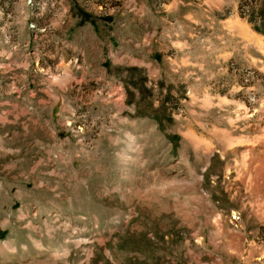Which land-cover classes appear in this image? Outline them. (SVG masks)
<instances>
[{
    "label": "rangeland",
    "instance_id": "374dc122",
    "mask_svg": "<svg viewBox=\"0 0 264 264\" xmlns=\"http://www.w3.org/2000/svg\"><path fill=\"white\" fill-rule=\"evenodd\" d=\"M0 264H264V0H0Z\"/></svg>",
    "mask_w": 264,
    "mask_h": 264
},
{
    "label": "trees",
    "instance_id": "16d2710c",
    "mask_svg": "<svg viewBox=\"0 0 264 264\" xmlns=\"http://www.w3.org/2000/svg\"><path fill=\"white\" fill-rule=\"evenodd\" d=\"M2 235H3V234H0V238H1Z\"/></svg>",
    "mask_w": 264,
    "mask_h": 264
}]
</instances>
